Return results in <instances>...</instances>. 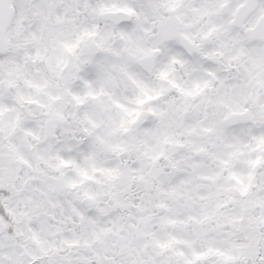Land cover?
Listing matches in <instances>:
<instances>
[{
    "label": "clouds",
    "instance_id": "clouds-1",
    "mask_svg": "<svg viewBox=\"0 0 264 264\" xmlns=\"http://www.w3.org/2000/svg\"><path fill=\"white\" fill-rule=\"evenodd\" d=\"M262 118L264 0H0V264H251Z\"/></svg>",
    "mask_w": 264,
    "mask_h": 264
},
{
    "label": "snow or ice",
    "instance_id": "snow-or-ice-1",
    "mask_svg": "<svg viewBox=\"0 0 264 264\" xmlns=\"http://www.w3.org/2000/svg\"><path fill=\"white\" fill-rule=\"evenodd\" d=\"M224 5L221 4V7H223ZM175 87V85H173ZM188 95H192V93H188ZM149 100L155 99V97L149 96L148 97ZM140 104L145 103L144 100H140L139 101ZM129 116H134V117H139L140 113L136 112V113H128ZM235 115H238V113H236ZM131 122H135V120L133 119ZM260 123H264V118L261 119ZM253 139L255 140V144H245L244 148L249 149L252 152H261L264 153V136L261 137H253ZM202 151V150H201ZM242 154L239 150V147H237V151L231 153L232 156H236ZM262 162H264V155H259L257 156L255 159L253 160H249L248 163L252 168H256L257 166H259ZM229 165V161L228 160H221L220 161V167L221 169L227 167ZM252 177L250 176V179ZM204 179H212V177H204ZM162 247H168V245H162ZM213 250L209 249V253H211ZM209 253H193V258L192 259H187L185 261V264H197V261L203 259L206 255H208ZM248 256H250L251 258V264H264V251H261L259 248H255L252 249L249 253ZM226 261L228 260H232L235 259L234 257H226L225 258Z\"/></svg>",
    "mask_w": 264,
    "mask_h": 264
}]
</instances>
